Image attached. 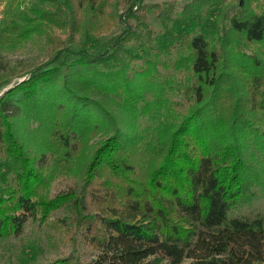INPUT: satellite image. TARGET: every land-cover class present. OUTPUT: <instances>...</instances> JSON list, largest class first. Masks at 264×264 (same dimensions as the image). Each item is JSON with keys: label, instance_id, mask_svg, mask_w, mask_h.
Listing matches in <instances>:
<instances>
[{"label": "trees", "instance_id": "16d2710c", "mask_svg": "<svg viewBox=\"0 0 264 264\" xmlns=\"http://www.w3.org/2000/svg\"><path fill=\"white\" fill-rule=\"evenodd\" d=\"M174 2L42 0L0 25V50L34 34L51 48L0 96V241L65 206L91 264H264V217L236 214L264 190V0ZM60 175L77 187L52 197Z\"/></svg>", "mask_w": 264, "mask_h": 264}, {"label": "rangeland", "instance_id": "374dc122", "mask_svg": "<svg viewBox=\"0 0 264 264\" xmlns=\"http://www.w3.org/2000/svg\"><path fill=\"white\" fill-rule=\"evenodd\" d=\"M21 1V7L16 15L9 16L7 1L0 0V25L3 22L9 24L13 18L23 22L28 15H32L34 7L41 5L42 0ZM174 1L177 3L176 12H178L185 3L191 0H144L146 4H160L165 7H168ZM155 15L154 11H149L145 21L149 28L153 30V37L161 33L162 29V25ZM119 32V26H114L111 30L98 35L97 38L100 42H104ZM56 34L62 38L66 37V34L61 33V31H57ZM80 37L81 35L75 36L74 41H79ZM75 45L78 46L77 42ZM138 48L140 47L136 44L135 49L138 50ZM255 48H261V46H256ZM138 52L140 53L142 50ZM50 53L51 48L47 44L46 36L40 34H34L25 40L15 41L9 46L2 48L0 50V94L12 87L16 82L21 81L31 68L48 60ZM139 55L142 56L141 53ZM130 64L145 66L143 59H134L130 61ZM160 73L163 75L166 73L161 64H159L157 74ZM149 93L151 91L147 89L146 94ZM89 94L92 98L103 101L113 114L114 111L120 113L109 96L96 90ZM183 109L177 108L178 112ZM140 121L141 126L149 122L146 118H141ZM101 137L102 133H93L89 145H94ZM77 183L78 177L75 175H60L51 183L50 195L54 197L69 192L77 187ZM255 190L253 199L243 205L241 209H237L236 211L238 212L236 214L254 217V215L260 213L264 217V190L261 188H256ZM64 217H69V225H64L62 229H58L57 226L53 227L55 223L52 224V222ZM83 229L84 226L82 224L73 221L71 212L65 206L51 212V216L47 219L45 225H40L38 222L28 219L21 234L10 236L0 241V264L63 263L64 260H69V262L67 261L68 264H91L97 254V250L84 241L82 236ZM191 261V259H185L181 264H190ZM151 264L171 263L167 260L155 259Z\"/></svg>", "mask_w": 264, "mask_h": 264}, {"label": "water", "instance_id": "95a60500", "mask_svg": "<svg viewBox=\"0 0 264 264\" xmlns=\"http://www.w3.org/2000/svg\"><path fill=\"white\" fill-rule=\"evenodd\" d=\"M2 94H3V93H2ZM2 94H0V96H1Z\"/></svg>", "mask_w": 264, "mask_h": 264}]
</instances>
